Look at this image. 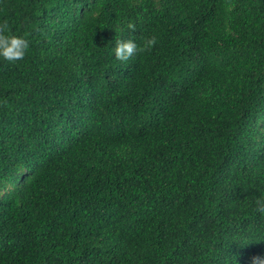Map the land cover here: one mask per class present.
I'll list each match as a JSON object with an SVG mask.
<instances>
[{
  "label": "trees",
  "instance_id": "1",
  "mask_svg": "<svg viewBox=\"0 0 264 264\" xmlns=\"http://www.w3.org/2000/svg\"><path fill=\"white\" fill-rule=\"evenodd\" d=\"M0 264H264V0H0Z\"/></svg>",
  "mask_w": 264,
  "mask_h": 264
}]
</instances>
